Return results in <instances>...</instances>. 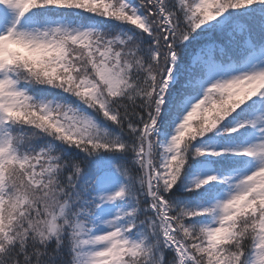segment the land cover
Segmentation results:
<instances>
[{"label":"snow or ice","instance_id":"1","mask_svg":"<svg viewBox=\"0 0 264 264\" xmlns=\"http://www.w3.org/2000/svg\"><path fill=\"white\" fill-rule=\"evenodd\" d=\"M0 264H264V0H0Z\"/></svg>","mask_w":264,"mask_h":264}]
</instances>
